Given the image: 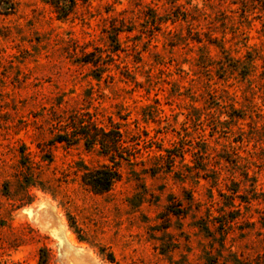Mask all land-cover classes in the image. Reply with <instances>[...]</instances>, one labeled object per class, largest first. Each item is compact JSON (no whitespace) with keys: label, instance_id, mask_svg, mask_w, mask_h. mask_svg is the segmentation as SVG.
Listing matches in <instances>:
<instances>
[{"label":"rangeland","instance_id":"rangeland-1","mask_svg":"<svg viewBox=\"0 0 264 264\" xmlns=\"http://www.w3.org/2000/svg\"><path fill=\"white\" fill-rule=\"evenodd\" d=\"M240 7V0H73L60 15L52 0H0V264H40L41 248L47 264H207L228 254L264 262L261 61L242 78L206 41L223 36L235 59L253 49L264 55V11L244 19ZM229 104L244 109V119L212 128L214 118L227 119ZM74 112L137 137L136 164H123L106 193L80 180L82 164L104 157L81 142L49 144ZM178 148L187 165L190 152L197 150L198 165L203 153L218 182L210 171L179 180L178 158L171 169L157 159ZM227 188L248 201L234 200L240 215L230 227L225 220L235 214L220 213L217 191Z\"/></svg>","mask_w":264,"mask_h":264},{"label":"trees","instance_id":"trees-1","mask_svg":"<svg viewBox=\"0 0 264 264\" xmlns=\"http://www.w3.org/2000/svg\"><path fill=\"white\" fill-rule=\"evenodd\" d=\"M175 0H168V2L172 3ZM68 3V4H67ZM241 3V17L247 19L248 12H252L253 10H258L259 13L264 11V0H240ZM52 5L57 10L58 14L66 15L72 5L73 0H52ZM181 7V6H177ZM185 15L188 14V11L185 10ZM261 17V15H259ZM186 18V16H184ZM168 18L161 16H157L154 21H166ZM194 33H197L194 32ZM195 41L200 42L196 38H193ZM207 43L213 44L217 46L223 53H225L224 57L228 62L232 64H228L233 71H236L239 76L245 78L255 69L254 61H261V73L260 76L264 80V55L259 51L253 49V51H247L244 55V59L233 58L227 53V50L224 49L223 36L220 39L216 37H211L209 34L206 39ZM205 47L202 46L199 49L203 50ZM118 49V44L114 47V51ZM94 66H96V60H88ZM224 68V67H223ZM264 86V82H263ZM264 88V87H263ZM218 105V104H217ZM221 107V106H220ZM228 109L224 110V113L227 117L225 121H220L218 118H214L212 128H229V125L235 124L237 120L244 119L246 113H244V109L234 108L231 104L228 105ZM221 108H225L222 106ZM93 114L85 113L81 114L78 112L71 113L66 116L62 121L63 124L59 127L57 133L53 134L52 138L49 140V144L53 145L56 143H62L67 146L75 145L79 142L82 143L84 148L87 151L96 152L98 155L104 157L108 162L100 164L98 166L88 168L86 165L82 164V172L80 174L81 182L89 188L95 194H102L108 192L112 185L120 180L121 178V166L123 164H136L132 159L136 157V154L139 153L140 149L137 148L138 142H136V136L131 135L130 137L127 135L128 133L125 130H121V124L113 122L109 120L110 124L108 126L97 122L93 118ZM197 120V114L195 115ZM264 128V125H262ZM264 150V147L262 148ZM166 155L158 156L157 159H162L163 157L168 159L169 169H171L172 165H174L175 159H179L182 164L181 167L175 171L176 177L184 181L186 179L196 180L199 178L206 179V173L209 171L213 173L211 176V182L216 184L218 182V173L219 171L216 169L206 168V162H202L204 158L203 153L198 160L201 161V164H197V150L195 152H190L193 165H187L183 163V154L185 153L182 148H178L176 150H164ZM166 156V157H165ZM226 162H232V160H228L224 156H221ZM264 161V152L260 157ZM142 162V160L140 161ZM236 166V165H235ZM170 171V170H169ZM203 173V174H202ZM205 175V176H202ZM246 173H243V177H246ZM197 181V180H196ZM30 185V184H27ZM218 196L222 198V208L220 209V213L227 214L229 212L234 213V216H230L225 220V224L230 227L232 226V222L238 215H240V209L238 206L234 204V200L237 198L239 200L243 199V197L237 194V189L235 188H227L228 194L218 189ZM32 201V198L27 194L26 203ZM245 203H248L246 200H241ZM227 209V210H226ZM229 209V210H228ZM197 226L201 229V231L208 237L212 238V231L209 230L208 226L203 224L201 221H197ZM218 240V244L221 248L224 247V238L222 237ZM79 240H83L79 236H77ZM214 239V238H212ZM231 256V260L223 259L221 262H212V260L207 257V264H251L250 260L239 258L233 255ZM107 259L111 262H114L113 257L110 255ZM39 260L40 264H47L48 262V252L45 248H41L39 250ZM264 264V262L260 263Z\"/></svg>","mask_w":264,"mask_h":264},{"label":"bare ground","instance_id":"bare-ground-1","mask_svg":"<svg viewBox=\"0 0 264 264\" xmlns=\"http://www.w3.org/2000/svg\"><path fill=\"white\" fill-rule=\"evenodd\" d=\"M68 239L71 241V242H74V239L71 235H68ZM90 259V258H89Z\"/></svg>","mask_w":264,"mask_h":264}]
</instances>
